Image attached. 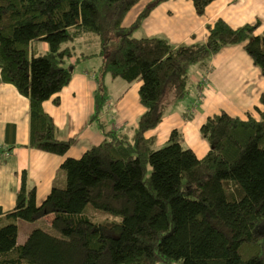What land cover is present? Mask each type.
I'll return each instance as SVG.
<instances>
[{"label":"trees","instance_id":"obj_1","mask_svg":"<svg viewBox=\"0 0 264 264\" xmlns=\"http://www.w3.org/2000/svg\"><path fill=\"white\" fill-rule=\"evenodd\" d=\"M138 1L0 0V79L29 100V147L61 156L69 149L43 102L59 103L74 56H99L100 77L140 82L144 107L131 134L107 130L100 144L65 156L63 182L41 203L22 172L14 207H0V264H264V94L257 116L223 111L202 123L209 146L202 157L182 145L178 129L160 146L145 135L187 94L189 67L206 66L224 46L241 45L264 76V31L256 34L259 22L232 27L218 18L204 42L137 37L134 30L164 0L150 1L124 26ZM211 1L191 0L198 15ZM85 33L98 37L99 50L74 55L69 42ZM97 80L91 120L107 96ZM47 215L61 234L35 228L18 243L17 220Z\"/></svg>","mask_w":264,"mask_h":264},{"label":"crops","instance_id":"obj_2","mask_svg":"<svg viewBox=\"0 0 264 264\" xmlns=\"http://www.w3.org/2000/svg\"><path fill=\"white\" fill-rule=\"evenodd\" d=\"M150 1L139 0L124 17L123 25L130 26ZM218 18L232 27L259 22L256 34H262L264 0H213L203 15L195 12L191 0H164L148 12L133 34L137 37L161 36L174 45L204 42L208 35L207 26ZM208 59L206 66L197 65L199 70L194 73L188 92L189 103L183 106L176 105L178 101L172 103L166 108L162 121L146 131V137H153L156 146L164 144L170 132L178 129L182 145L202 157L209 146L200 127L209 116L223 111L240 118H246L247 113L257 116L255 106L264 94V76L242 46H224ZM71 61L76 62L75 58ZM222 63L223 66L236 63L239 71L229 77L227 68L223 71ZM209 66L213 69L208 72ZM89 74L88 70L74 72L69 83L57 94L58 104L52 99L43 102V110L55 124L57 138L70 140L69 149L63 156L28 146L29 100L14 85L0 79V207L3 211L15 205L22 172L26 176V187L35 188L36 201L41 203L56 181L63 182L64 172L60 165L65 156L79 157L85 150L100 144L107 130L133 132L144 107L137 94L130 98L127 95L133 88L137 89L140 82L125 84L121 95L111 99L106 97V107L103 105L98 117L91 120L95 84ZM203 75L207 76L208 83L199 85V78ZM88 81L91 87H88ZM103 119L110 121L109 128ZM51 218L52 215L44 217L49 222Z\"/></svg>","mask_w":264,"mask_h":264},{"label":"rangeland","instance_id":"obj_3","mask_svg":"<svg viewBox=\"0 0 264 264\" xmlns=\"http://www.w3.org/2000/svg\"><path fill=\"white\" fill-rule=\"evenodd\" d=\"M69 44H71L73 47V51H74L73 54L74 55H77V54L79 55V53L91 54V53H96L99 50L98 37L93 33H85V34H83V36L76 38L72 42H69ZM45 46H46L45 42L39 43V46H38L39 53L44 52L42 50V48ZM74 57L76 58V56H74ZM74 57H72V59H74ZM99 60L101 61V59L98 56L92 55L89 58L88 57H83V58L80 57L79 59L76 60V62H72L71 60H67L66 65L72 67V76H73V73L77 72L78 70L81 72L86 71V70L90 71L91 74H89V79L92 82H94V84H95V89L93 90V94H92L93 97H94V92H95L97 84H98L97 77H99L100 81L103 83V85L105 87V92L108 90V94L106 96L108 99L114 98L117 95H121L122 92L125 90V84H126V86H129V85H127L128 83L125 82L123 79L118 78V77L112 78L108 74L105 77H103V76L100 77V71H99V63L100 62H99ZM208 62H209V59H206L205 63L208 64ZM224 63H222V66ZM197 65H199V63L193 64L189 67L188 92H189V89L191 88V82L193 80L194 73H196V71L199 70V69H197L198 68ZM200 66H202V65H200ZM226 68H227L229 77H234L235 74L239 71L240 67L236 63H231V64H228L227 66L226 65L223 66V71H225ZM211 69H213V67L209 66L208 72ZM72 76H71V78H72ZM252 80H254L253 77H252ZM87 84H88V87H91L90 81H88ZM203 85H206V84H203ZM253 86H254V84L251 86V88H253ZM135 92H137V93H135ZM188 92H187V94L184 95L183 98H181L178 101V103L176 105L183 106L186 103H189ZM136 94L138 95V88L137 89L133 88L128 93L127 98H130L132 95L137 96ZM138 99H139V97H138ZM112 102H114V101H112ZM103 105L106 107V102ZM107 119L111 120V118L109 116H107ZM104 121L107 124V128H109L110 121H108V120H104ZM94 126H96V125H94ZM100 218H102V217L100 216ZM17 227H18V239H17L18 243H23L27 237V234L35 228H42L51 234H61L60 232L54 230L51 227L49 221H47L44 218L36 220V221H25V220L19 219V220H17Z\"/></svg>","mask_w":264,"mask_h":264},{"label":"built area","instance_id":"obj_4","mask_svg":"<svg viewBox=\"0 0 264 264\" xmlns=\"http://www.w3.org/2000/svg\"><path fill=\"white\" fill-rule=\"evenodd\" d=\"M208 83V78L206 75H203L199 78V85L207 84Z\"/></svg>","mask_w":264,"mask_h":264}]
</instances>
